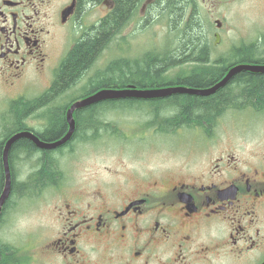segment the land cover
<instances>
[{"label": "flooded vegetation", "instance_id": "af4514ba", "mask_svg": "<svg viewBox=\"0 0 264 264\" xmlns=\"http://www.w3.org/2000/svg\"><path fill=\"white\" fill-rule=\"evenodd\" d=\"M101 1L0 0V86L13 91L12 100L50 89L67 52L106 15V0ZM148 1L153 4L155 0ZM220 4V0H186L182 16L170 26L183 29L193 12L211 47V41H223L228 31ZM96 6H102L103 13L92 19ZM147 6L141 7L140 14ZM250 43L254 41L240 40L230 44L229 50ZM104 49L70 87L56 91L53 106L36 105L34 112L44 113V118L29 115L22 121L23 130L38 136L27 128L50 127L47 109L59 107L62 93L80 91L76 95L81 94L80 98L91 95L93 67L96 63L106 67ZM209 55V61L221 60ZM37 82L42 89L36 95L26 96L27 88L15 90ZM88 108H78L79 114L73 111L75 125L68 141L46 149L59 161L67 153L79 155L90 147L106 149L107 137L123 141L121 128L116 127L121 123L103 119L104 106L97 116L100 120L94 122L84 120ZM139 111L147 120L121 126L136 132L143 143L146 133L168 137L173 133L159 120L149 122L153 115L148 105ZM29 118L42 122L29 125ZM207 125L193 128L201 131L206 151L189 154L166 168L126 170L103 161L94 165L97 170L92 174L78 177L60 167L62 172L54 182L33 187L19 197H27L25 201L3 203L0 264H264V157L216 151L219 143L212 140L217 126ZM32 198L42 201L27 203ZM26 214L32 215L22 224L19 216Z\"/></svg>", "mask_w": 264, "mask_h": 264}, {"label": "trees", "instance_id": "16d2710c", "mask_svg": "<svg viewBox=\"0 0 264 264\" xmlns=\"http://www.w3.org/2000/svg\"><path fill=\"white\" fill-rule=\"evenodd\" d=\"M112 8L104 17L79 39L75 46L67 52L62 59L57 73L59 78L52 82L49 90L34 97H19L10 100L4 113L1 114L3 129L0 133V192L4 183L2 167V147L4 141L13 133L23 130L22 121L29 115L36 118H44V113L34 112L36 105L53 106L54 95L70 87L94 61L102 47H106L122 28L130 21L140 5L145 0H109ZM91 3H100L101 0H90ZM186 0H155L150 3L151 10L157 13L169 14L170 23L177 21L183 14ZM175 48L170 51L158 53L148 50L139 58L116 57L106 64L101 70H96L95 76L89 82V91L101 88H124L134 85L137 88H161L168 86H187L192 88H207L219 81L227 70L237 62L264 64V37L263 42L250 43L248 46L233 48L229 58L220 57L221 60L209 61L211 47L201 27L196 24L193 12L183 29H178ZM263 44V48L260 49ZM190 64L192 67L185 68ZM175 69V70H173ZM172 73V74H171ZM57 91V92H56ZM65 94V95H64ZM73 91L62 93L61 103L56 110L53 107L47 109L48 121L53 124L45 129L27 128L44 141H51L62 136L67 130L65 112L70 104L79 96H71ZM63 96V97H62ZM66 96V97H64ZM66 98V99H64ZM50 101V102H49ZM52 104V105H51ZM148 105L149 121L159 120L161 126H167L172 131L178 127L194 128V126L207 123L209 126L217 125L218 119L227 110H264V72L242 70L237 72L225 85L209 95H194L189 93H172L161 98H124L106 99L88 105L87 118L78 117V121L88 120L94 122L100 120L101 106L107 113H117L128 110L137 111L142 105ZM82 110L76 109L79 114ZM34 112V114H33ZM79 127L80 124H79ZM26 129V128H25ZM82 131L85 128H81ZM31 172L23 181L16 176L15 164L17 159H32ZM59 160L50 154V150L38 148L27 138L17 139L10 147L9 163L11 168L12 183L10 194L4 203L19 198L33 190L54 182L62 172Z\"/></svg>", "mask_w": 264, "mask_h": 264}, {"label": "rangeland", "instance_id": "374dc122", "mask_svg": "<svg viewBox=\"0 0 264 264\" xmlns=\"http://www.w3.org/2000/svg\"><path fill=\"white\" fill-rule=\"evenodd\" d=\"M220 3L219 8L225 15L224 20L228 31L225 30L223 41L220 39L216 44L211 41L210 54L213 58L228 57L231 51L229 50L230 44H236L240 40L255 42L258 38L264 37V0H220ZM150 7L149 3L144 10L145 13L135 12L130 21L122 28V31L107 44L102 54L106 64L116 57L134 59L139 58L148 50L163 53L167 49L172 51L175 48L178 30L172 29L169 16L166 14L155 13L152 10L149 13ZM107 10L106 4V13ZM102 13V6H96L90 17L97 19ZM208 15L206 13V17L212 19ZM262 46L263 44L260 49L264 47ZM184 67L190 69L192 65L186 64ZM101 69L102 66L99 63L93 67L94 71ZM23 88L30 90L26 96H33L42 89V84L37 82L32 87L20 85L15 90ZM79 93L80 91H74L71 96H76ZM14 97L13 91H8L0 86V133L3 129L1 114L4 113L8 102ZM61 101L63 100L61 99ZM104 116L103 119L106 121L127 126H135L139 122L147 120L144 117L146 114L140 111L114 112ZM41 120L29 118L28 124L36 125L42 122ZM121 124H117L116 127L121 128L119 130L123 141L120 138L107 137L106 149L90 147L79 155L67 153L62 157L63 159L60 158L58 161L60 167L67 174L73 176L75 173L78 177L92 174L97 170L94 165L103 161H106V165L118 169H152V167L163 169L175 164L179 159L189 157V154L195 155L206 151V141H204L201 131H196L193 128H179L170 133L169 137L166 134L154 136L146 133L143 137L145 138L143 143L136 132L129 131V129L124 130ZM151 136L154 137L151 138ZM215 136L216 138L212 142L219 143L216 151L218 149L230 150L241 156L258 157L256 155H259L264 157V111H227L218 119ZM125 141L128 142L127 145L119 143ZM30 163H34V158L26 159V161L24 159L16 160V176L19 181L25 180L28 173L31 172ZM26 199L27 197L24 199L13 198L16 202ZM41 201L40 198H32L27 203H39ZM31 215H20L18 221L22 224L26 223Z\"/></svg>", "mask_w": 264, "mask_h": 264}, {"label": "water", "instance_id": "95a60500", "mask_svg": "<svg viewBox=\"0 0 264 264\" xmlns=\"http://www.w3.org/2000/svg\"><path fill=\"white\" fill-rule=\"evenodd\" d=\"M106 4L108 7H111L112 4L109 0H106ZM218 39V36H217ZM242 70H248L253 72H264V64H258V63H240L231 66L226 74L215 84H213L210 87L207 88H192L187 86H169V87H161V88H153V89H138L135 88L132 85H129L125 88L117 89V88H111V89H100L96 92L92 93L91 95L74 101L69 108L66 111V120L68 123V129L66 133L60 137L58 140L54 142H45L41 140L38 136H36L34 133L22 130L18 131L11 136H9L3 144L2 147V167H3V173H4V183L3 187L0 192V210L5 202V200L8 198L10 194L11 189V183H12V176H11V169L9 164V151L11 145L19 138H27L31 140L38 148L42 149H53L57 146L62 145L65 143L72 135L73 129H74V119L72 117V113L74 109L81 108L102 100L106 99H120V98H126V97H133V98H159L164 97L167 95H170L172 93H189L194 95H209L213 92H215L218 88L225 85L237 72Z\"/></svg>", "mask_w": 264, "mask_h": 264}]
</instances>
